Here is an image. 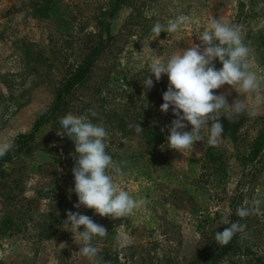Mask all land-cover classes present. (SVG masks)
<instances>
[{"label":"rangeland","instance_id":"1","mask_svg":"<svg viewBox=\"0 0 264 264\" xmlns=\"http://www.w3.org/2000/svg\"><path fill=\"white\" fill-rule=\"evenodd\" d=\"M48 2L53 4L0 0V142L13 144L19 134L33 130L59 87L110 29L111 44L67 96L66 114L103 124L109 133L106 151L121 169L120 175L110 173L120 187L146 203L116 219L84 206L74 208L78 197L73 191L69 198L68 191L74 188V144L67 135L47 141V127L37 138L41 144L36 152L15 158L0 176V264H92L78 254L80 245L63 225L69 210L106 228L107 237H94L92 243L110 264H189L200 246L224 228L222 220L230 218L233 205L239 208L253 199L262 203L250 215L249 256H264V162L255 172L245 165V153L264 119V85L251 93L238 85L213 90L216 95L230 93L229 104L243 100L247 111L232 121L221 117L224 132L218 146L207 143L205 130L204 140L191 153H181L167 145V126L176 117L171 107L167 113L160 111L168 76L159 82L153 76L150 89L142 84L151 75L153 57L167 60L192 43L200 44L196 35L208 29L212 18L242 26L251 70L264 78V0H122L115 15L103 18L111 0H59L56 16L46 14ZM181 14L189 23L178 33L162 32L156 38L151 32L157 21L166 25ZM129 124H140L144 131L137 134ZM149 130L164 135L157 146L164 155L162 164L151 167V178L124 164L135 149L144 152L140 162L148 159ZM190 130L189 124L185 131ZM206 216L211 221L199 229ZM236 259L223 257L225 264H243Z\"/></svg>","mask_w":264,"mask_h":264},{"label":"clouds","instance_id":"2","mask_svg":"<svg viewBox=\"0 0 264 264\" xmlns=\"http://www.w3.org/2000/svg\"><path fill=\"white\" fill-rule=\"evenodd\" d=\"M188 23L189 18L181 14L166 25L157 21L151 32L156 38L162 32L178 33ZM196 36L200 44L192 43L191 47L171 55L167 60L161 56L153 57L149 64L151 75L142 83L145 89H150L153 87V76L157 82L162 75L168 76L169 84L163 93L164 103L160 111L167 113L171 107L176 118L167 126V145L181 153L185 150L191 153L194 144L204 140L205 130L208 133L207 143L218 146L224 132L221 117L232 121L247 111L243 100L236 98L229 104L226 97L230 93L216 95L213 90L224 85H238L241 91L251 93L258 92L264 85V78L251 70V49L244 42L242 26L212 18L208 29ZM217 59L222 64L218 70L214 63ZM91 114L96 115L95 112ZM60 124L64 134L58 135L70 137L75 149L74 154H70L75 161L72 168L74 188L68 190L69 198L73 191L78 197L74 208L84 206L94 209L101 217L116 219L128 216L146 203L144 199H135L120 187L110 173L109 170H112L120 175L121 169L106 151L109 133L102 123L94 124L86 116L69 112L60 119ZM189 124L191 130L185 131ZM128 128H134L137 134L144 131L140 124H129ZM11 148L10 142H0V157ZM261 203L260 199H253L239 207L236 215L246 218ZM66 216L63 225L71 229L69 232L73 234L74 242L80 245L78 254L92 261V264H110V261L98 255L100 249L92 243L94 237H107L106 228L79 212L69 210ZM222 224L230 226L222 232H216L215 241L218 245L226 246L237 234H240L241 240L247 238V225L239 220L232 222L229 217H224ZM81 226L84 227L83 231H79ZM128 243L130 241H124V244Z\"/></svg>","mask_w":264,"mask_h":264},{"label":"trees","instance_id":"3","mask_svg":"<svg viewBox=\"0 0 264 264\" xmlns=\"http://www.w3.org/2000/svg\"><path fill=\"white\" fill-rule=\"evenodd\" d=\"M53 4L47 3L45 7L46 14L56 16L57 14V3L59 0H52ZM122 6V0H111V4L103 10L100 18L103 17H112ZM103 21V20H102ZM109 25V23H107ZM102 37L104 36V28L100 31ZM92 34V33H90ZM113 35L111 30L108 29L106 36L101 39L100 43L92 46L89 51L86 52L85 57L83 58L80 65H78L75 72H72L68 77L65 83H63L56 95L55 101L51 108L42 115L35 123L33 130L27 133H21L17 138L14 139L11 150L0 158V176L5 175L7 173L6 166L12 162H14L15 158L29 154L32 152H36L37 147L41 144V141L37 142V138L41 135L43 130L47 127H50V132L47 133L46 137L47 141L52 138L60 139L58 132L61 131L62 126L60 124V119L65 116L66 112L69 110V100L67 96L72 93V89L77 85L83 83L89 73L92 72L97 59L102 55L103 50L106 48L105 45L111 44V40ZM216 69H220L222 64L217 59L215 61ZM63 134V133H62ZM233 133H230V136ZM148 137V159L142 160L141 156H144V152H141L139 149H135L132 153L128 154L124 159V164H126L129 168H133L135 170L142 169L143 173L148 176V178L152 177V169L151 167L158 168L160 163V157H163V152L160 149H157L158 144L164 141V135L161 131L157 130H149L147 132ZM42 149L41 151H43ZM160 151V152H159ZM264 119L261 122V126L258 129L256 137H254L249 150L245 153V165H251L254 169V172L258 170L259 162H264ZM260 160V161H259ZM257 163V164H256ZM71 171L75 164V161L72 159L71 161ZM251 171V169H250ZM253 173L252 175H254ZM188 182L185 183L187 185ZM189 190V188L187 187ZM235 203L232 207V212L230 214V220L232 222H237L238 220L242 224H246V232L247 238L241 240L240 234H237L226 246H220L215 241V234L213 239L208 238L206 242L200 246L197 255L189 264H225L223 261V257L225 255H236V261H243V264H264V256L256 255L249 256L252 252L253 246L247 242L250 232V224L251 217L248 216L246 218H240L236 215L237 206ZM211 221V217L206 216L202 223L199 224L198 228L201 229L202 226H205L206 222ZM203 222H205L203 224ZM203 224V225H202ZM230 225H225L224 228L219 229L218 232L224 231L225 228ZM245 258V259H243ZM229 264V261L226 263Z\"/></svg>","mask_w":264,"mask_h":264}]
</instances>
